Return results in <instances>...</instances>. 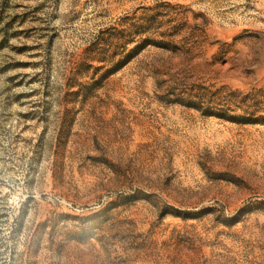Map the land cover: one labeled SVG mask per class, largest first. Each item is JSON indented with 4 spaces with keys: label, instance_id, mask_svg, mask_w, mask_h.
<instances>
[{
    "label": "rangeland",
    "instance_id": "obj_1",
    "mask_svg": "<svg viewBox=\"0 0 264 264\" xmlns=\"http://www.w3.org/2000/svg\"><path fill=\"white\" fill-rule=\"evenodd\" d=\"M0 264H264V0H0Z\"/></svg>",
    "mask_w": 264,
    "mask_h": 264
}]
</instances>
